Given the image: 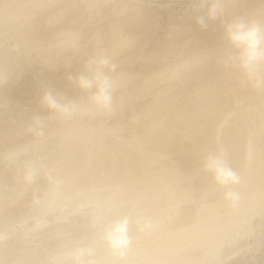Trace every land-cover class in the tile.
<instances>
[{"label":"rangeland","instance_id":"1","mask_svg":"<svg viewBox=\"0 0 264 264\" xmlns=\"http://www.w3.org/2000/svg\"><path fill=\"white\" fill-rule=\"evenodd\" d=\"M51 1L49 0L48 3L47 1L41 2V0H0V212L2 213H0V248L3 247L0 250V264H264V195L260 197L258 205L251 208L249 211L250 213L246 210L247 207H245L242 212L241 210L236 211L234 210L236 208L233 207L236 205L238 208L237 204H233V202L229 204L228 201H226L228 202L226 204V202L223 201L224 203L221 202L220 204L223 203L225 206L218 203L220 206L218 207L219 210L217 209L216 211H219V213L215 212V215H213L207 208V205L210 203V199L211 203L216 202V200H214L215 197L208 199V196H215L212 194L213 188L219 187L220 185L217 186L216 181V184L213 183L214 180L209 181L212 180L209 178L201 181L203 185L201 183L200 185L199 181L197 183V179H199L197 176H200L199 173L202 171L200 167H203L204 161L206 160H203L206 157L204 155L207 154V149H209V146L206 145L208 144L207 140L205 141L206 138L200 137L203 135H196L194 142L200 145L203 143L205 144L202 146L197 145L195 151L192 152L193 157L196 154L195 157L197 160H200V162L194 161V157L192 158L193 160H189L190 163L193 161L192 163L194 164L191 163L192 166L190 163H188L189 165L185 164L188 162L185 160L190 159V156H192L191 151H189V153L188 150L187 152L184 151L185 154L188 156L190 155L189 157L187 156L188 158L185 157L186 155L182 156V153H184L182 150L177 151L176 154L178 155H175V151L174 154L172 153L174 156L170 155L172 161L173 159L175 160V158L177 161V158H179L177 156L184 157L183 163L185 162L184 164L186 166L181 162V164L185 166L184 170L183 166L180 164L179 167L182 169L172 166L174 163H171V160L166 158L167 163L170 162L169 164H172L171 166L167 164L170 166L168 169L166 168L167 171L170 169L173 170L172 172L174 173L176 169H179V172L183 170L184 172H182L185 174H187L188 171L191 172V175L189 174L190 172H188L190 177L189 175L183 174L184 176L182 178L180 172V179H165V181H167L166 184H164L165 182L161 183L160 180H163L166 178L165 176H167V173L162 172L163 170L160 168L166 163L164 160L165 158L156 159L152 154H145L146 151H143L138 146L140 141H144L148 139V137L150 138L147 141L154 139L156 142L157 137L160 139L158 132L161 134V131L167 133L170 130L169 132L171 134L173 129L172 133H180L181 135V132L185 133L187 130L190 131L192 129L193 131L191 130L192 132L190 133L196 132L195 134H199L198 131H200V129L204 130L206 129L205 127H207L204 126L205 121L201 120L205 116L204 120L210 118L209 122L211 124L208 123V125H210L208 127L210 128L208 130L207 127L208 131H206V133H210L206 136H209V139L211 138L210 136H213L214 143H212V146L216 147L212 148L213 152H216L219 146L221 147L220 149L224 147L218 144L220 140L221 142L224 141L223 138H225V135L223 131L228 133L231 132L232 128L237 129H234V131H238L239 127L237 126L236 128V125L235 127H230L232 123L231 121L227 123V120L229 121L235 117H237L236 119L238 121H242V118L246 119L248 115V110L246 108H248L247 106H249V104L251 105V109L252 106L254 107V110H252L254 113L256 112L255 114H258V112L260 114L264 113V111L260 112L263 106L259 102V98L255 95L256 90H254L260 85H262L260 88H264V83L262 84V82H264V66L261 67L255 79H250L245 71L239 67L238 61L229 59L230 57L235 58L238 56V50L230 44L225 33V25L235 19L253 20L264 24V0H222L223 14L215 20L206 21V26L203 27L196 21L198 16H202L206 12L207 0H54V3H51ZM70 3L75 4L71 5ZM90 6L94 9H91L92 7ZM88 9L90 11H88ZM122 29L123 31L121 32ZM118 30H120V32ZM130 34L131 39L128 36ZM115 35L118 41V35H120V39H123L122 37L127 35V39L133 40V42H131L132 45L129 44L130 41L127 44V39V41L121 40L122 43H125V45L127 44L126 47H128L121 49V47L123 48L124 46L119 47L122 43L120 42L121 44H119L116 37L115 39L112 38V36L114 37ZM73 36H75L74 38H77V40L74 38H72L73 41L69 39ZM134 36L135 38H133ZM113 39L117 43L115 46L121 49L120 51V49L116 47L119 52L117 51V54H112L114 55V60L113 56L110 58L111 53L115 52H112L114 48L112 44L114 43ZM66 40H69V43ZM74 42H77V45L75 44L77 48L74 47ZM109 42H112V49ZM60 43L62 46H64L62 43H66L67 45L71 44L74 49L69 45L71 46V50L67 49V51L65 49L67 45L62 47ZM81 44H83V47L81 51H79L77 49ZM129 45H131V47H129ZM56 47L60 49L64 48L68 54L73 49L72 53H75L72 54L70 52V55L74 56H69L63 51L64 49H61L64 54L66 53L68 55L65 54L66 56L64 57V54L60 53L62 51L55 49ZM54 51L56 53L59 51V55L61 54V56H58H63V59L61 58L60 60V58L54 54ZM213 54L215 55L213 56ZM101 55L110 58V60L112 59L113 61L111 60V62L116 65L115 72L108 73V75L116 81V87L112 93V109L108 112L98 110L92 106L89 101V93L82 91L78 87L76 89V86L73 87L76 90H72V85H75L72 83L74 80L69 79V77H75L83 73L88 61L100 57ZM190 55H194L192 57L193 59ZM183 56L184 59H182ZM185 58L186 61H184ZM188 58H190L192 62H187ZM66 59L69 60L67 61ZM62 60H66V64H63ZM180 61H184L185 64L187 62L190 67L188 68V65L185 66V64ZM121 62L122 64H119ZM180 63L187 68L181 69V66H179V68L178 64L180 65ZM134 64L136 66L139 64L142 69L138 72ZM202 64L203 67L201 66ZM120 65L122 69L125 67L123 71L126 72V74L127 71L129 73V70L133 69V71L137 72L136 75L135 72H131L130 70V73L134 75L131 76L129 73V77L124 81L120 76H117L119 71H122ZM145 66L151 67L153 74L150 76L151 78L143 81L141 74ZM184 69H188L189 73ZM177 72H182L186 75L181 73V78V75ZM178 75L180 79L177 78ZM185 76L187 77L185 78ZM182 79H184V81H182ZM196 80L199 81V83ZM256 81L258 82L257 84ZM179 84L181 87H179ZM224 84L226 86H224ZM174 85H176L175 88ZM197 85H199V87ZM168 87L169 89H167ZM219 88L220 90L221 88L223 89L222 94V90L216 93ZM160 89H163V92L169 93H162ZM180 89L181 92L179 91ZM45 90L54 91L66 100L74 101L79 105L78 110L70 116H62L56 111L48 109L41 103V96ZM182 90L184 92H182ZM196 92H199V96ZM249 92L253 95L251 96ZM170 93H173L172 95L175 98ZM201 93L203 95H201ZM223 93L225 94L223 95ZM206 94H208V96ZM176 96L180 97L178 98ZM200 96L202 99L203 96H205L204 99L208 97V102L205 101L207 102L205 103L206 105L203 103V105L206 106H204L205 108L199 103V99L202 102ZM189 97L192 100H186L189 99ZM253 97L255 98L253 99ZM177 99L179 102L176 101ZM152 100L155 101L153 102ZM182 100H184V102ZM250 100H253V103ZM162 101L163 103L165 101L166 104L161 103ZM188 101H191V104L197 102L195 105L196 107L198 105L197 108L193 106L194 104L191 105V108L195 109V112H198H196L197 115L194 114L191 116L192 119H184L186 116H183L184 113L186 114L188 108L189 113H187H193V109L191 110ZM176 102L179 106L181 102H183L184 105H187H185L186 107H189L186 109V107L184 108L181 104L182 108H184V110L186 109L185 112H183L184 110L182 109V113L180 111L181 108L178 107ZM258 107L260 108L257 112ZM198 108L203 112V115H199V117H197L198 114L202 112L199 113L200 111L196 110ZM162 109H164V111ZM245 109L247 112L245 111L244 113L243 110ZM173 110H178L177 112L180 111L179 113L182 114L181 119L184 122H182L183 127L187 125L185 128L182 129L181 121L174 122L173 116L179 115V113L177 114V112H173ZM252 110L250 111L252 112ZM244 114L246 116H243ZM147 115H149V119ZM153 116L155 118H153ZM195 116L198 119L195 118ZM35 118H39L40 121L38 128L35 123ZM161 120L162 124L160 122ZM185 120L191 122L189 123ZM194 120L199 123L198 126L200 128L195 125L197 122L195 123ZM154 121L156 123L152 124ZM199 121L201 123L204 122L203 126H200L202 124ZM233 121L235 123V119H232V122ZM170 124L172 127L176 125L175 128H172ZM189 124H192V126H189ZM195 127H198L199 130H195ZM223 128L229 129V131ZM158 129H160V131ZM210 129L212 131H210ZM66 130H70L71 132L67 133ZM79 130H85V132L82 133L83 135ZM57 132L60 134H57ZM149 132L152 134H149ZM202 132H205V130L200 131V133ZM260 132L262 133L260 135H263V130L257 131L255 135H259ZM186 134L187 133H185V135ZM61 135H64V137H61ZM67 137L68 139H66ZM196 137L200 138L198 139ZM259 137L260 136L256 138ZM184 138L185 139L182 138L183 140L181 139L182 142L189 140L186 139L187 137ZM196 139L198 142L203 141L198 143ZM215 139L219 141H215ZM49 141L51 142L48 143ZM22 145L24 147H22ZM226 146L228 147V145L225 144V148H227ZM255 146L257 150V145H254V147ZM259 146L261 145H258V150L260 149ZM20 147L22 149L19 150ZM65 147L76 149L75 151L74 149L71 150L68 148L71 153H73L72 151L74 150L76 153V155L75 153L74 155L75 157L77 156L76 159H79L78 161L85 164L80 165L82 166L81 168L79 167L80 171L78 170L79 163L76 165L75 169V165L72 167L76 171V174L73 173L75 174V176H73L74 179H71L70 174V178L69 176L65 178L67 180H72L71 185L65 184V180L63 181L58 175L60 170H62L61 167H64L66 171L69 169L65 167L64 163L66 162L64 160L61 161V163L57 162V158H53L52 163L56 160L55 163L53 165H51L52 163L48 164L51 161L49 158L55 157L57 154L59 155L57 151L61 152V149ZM113 147H115V149L118 148V150H115ZM120 147L123 152L119 149ZM203 147H205L206 150ZM262 147L264 148V143ZM109 148L110 151H107ZM255 149V154H258ZM99 152L101 154H99V156L103 160L104 157L113 156L114 154H116L114 155L115 158L114 156L109 158H114L113 160L116 158L119 159L120 156L126 158L127 156H132V153L133 155L136 153V156L141 155L140 163H138L140 164L138 165L139 169L137 168L138 170L136 169V171L140 170L141 172H138L139 176L141 175V177L144 176L148 179L145 180L146 182H142L143 184L139 182L140 179L138 180L139 184H142L146 189H141L138 183H135L137 185L136 187L134 185L135 190L134 188L131 190L135 193V196H132L135 203L132 201V198L130 200L129 198L121 197L124 195L122 191L125 194L127 191L122 187L123 190L120 189V185L114 182L117 181L115 171L112 175L115 177V180L112 176L111 179L109 178L110 176L107 177L103 175L106 173L105 169L108 168H105L107 166L106 162L102 164V167L98 168L95 164H92L93 162H90L93 160V156L95 159L99 157L97 154ZM105 152L107 153L104 156ZM109 152L114 154H109ZM204 152L206 153L204 154ZM52 153H54V155ZM77 153L79 154L77 155ZM197 153H201L198 157L201 155L202 158H198ZM44 154L46 156H44ZM123 154H127V156ZM260 154L259 152L258 157L264 155L262 153L260 156ZM145 157H147V159ZM125 158H122L123 161ZM262 158L264 161V156ZM261 160L262 159L259 158L261 163L259 165L260 170L263 169L261 166L264 164ZM123 161L119 159L118 163H120L116 166V169L121 172H123V170L120 169V166L122 165L121 167H123L125 165L121 164ZM108 162H110L109 159ZM160 163L161 166H158ZM199 163L202 166H200ZM89 164H91V166ZM6 165H9V169H12L9 170ZM83 166L85 167L83 168ZM187 166H189L190 169H188ZM92 167L97 168V170L100 168L101 171H104V173L102 172L103 174L99 173L98 176H101V178L104 177L102 179L103 181L107 179V181H105L106 185L104 183H99V181L98 183L94 181V184L92 179L88 178L92 170L95 169ZM125 167H123L124 170ZM172 167L176 169H172ZM58 168L60 170H57ZM159 168L161 171H159ZM100 170L98 172H100ZM195 170L197 172L200 170L198 175L197 173L194 174ZM203 170L205 174V167ZM70 171L72 174L73 171L71 169ZM29 172H31V179H26ZM94 172L96 171L94 170ZM141 173H145L146 175H142ZM39 174L42 176H39ZM192 174L196 175L195 178H193L194 176ZM155 175H157V177ZM150 178L151 181L149 180ZM89 179L92 183H90ZM71 180H69L70 183ZM154 181L156 183L153 184ZM159 181L162 187H159L160 185L158 186V184H160L158 183ZM109 184L111 186H108ZM145 184L146 186L148 184V186L146 187ZM212 184L216 186L211 188ZM182 185H187V187L183 186V190ZM200 188H202L204 192ZM261 188L263 191L264 185ZM181 189L183 191H181ZM188 189L193 191V195L188 193ZM196 190L199 195L202 192L204 193L199 199L196 198ZM118 191L121 192L119 193ZM180 193H182V195H180ZM206 194H208V196ZM145 195L148 196V198L145 197ZM136 196L137 198H135ZM193 198H196V200ZM247 198H245V203L247 204L248 202L249 204L248 200L250 198ZM205 199L209 201V203L207 201L205 202ZM139 200H142L141 204ZM137 201L141 207H137ZM156 203L160 204L154 207ZM181 204L186 205L185 207L189 205L190 208L188 207V209L194 212L187 210L191 212L188 214L186 209H184L185 207ZM1 206L3 207L1 208ZM181 206L184 207H182L184 209H182L183 211H181ZM227 207L229 210L233 209L236 212L233 210L228 211ZM248 209L250 208L248 207ZM151 210L153 211L151 212ZM246 212L248 214H246ZM230 213L232 214L230 216H234L233 218L231 217L234 223L233 221L231 222V218L228 217ZM126 215H128L127 217L129 220L132 219L129 228L132 227L131 230L134 232V235L132 233V236H130L131 245L126 257L124 259H119L104 242L103 233L106 226L112 220ZM184 216L189 219L184 218ZM227 217L230 218V223ZM145 219L151 221L152 227L147 230H141L138 221ZM194 219L195 222L198 223L197 225H199L195 230H202L206 222L212 224V232L210 235L212 234L211 236L214 237V241L211 242L214 245H206L204 244L205 242L202 243V241L199 244L200 241L195 240L191 243V245L194 244L193 247L196 248L194 249L188 244L191 237L188 239V243L185 242L187 237H189L188 228L192 226L191 224L195 223L193 221ZM174 220L176 223H180L177 225ZM214 220L216 221L214 222ZM185 221H187V223ZM172 224L176 225V227H173ZM200 224H202V226H200ZM180 225L182 227H180ZM170 226L174 229H171ZM229 226L234 227L230 230L231 227L229 228ZM213 227H215V229ZM165 228L167 230H165ZM226 230H230V232L226 233ZM223 233H225V235ZM222 235L223 237H227L224 242L219 240L221 243H218V239H220ZM213 237L210 238L213 239ZM196 239L199 238L197 237ZM191 240L193 241V239ZM184 242L185 245H183ZM186 243L188 245H186ZM82 250L84 254L79 255Z\"/></svg>","mask_w":264,"mask_h":264},{"label":"bare ground","instance_id":"2","mask_svg":"<svg viewBox=\"0 0 264 264\" xmlns=\"http://www.w3.org/2000/svg\"><path fill=\"white\" fill-rule=\"evenodd\" d=\"M48 2L49 0H41V2ZM51 1V0H50ZM54 0H52L51 1V3L53 2ZM56 1V0H55ZM229 1V0H228ZM71 2V1H70ZM101 2V1H100ZM104 2V1H103ZM49 3V2H48ZM54 3V2H53ZM93 3V2H92ZM64 4V3H63ZM71 4V3H70ZM69 4V5H70ZM73 4H75V3H73ZM73 4H71V5H73ZM46 5H47V3H46ZM91 5V4H90ZM99 5H100V3H99ZM88 6H89V4H88ZM49 7V6H48ZM90 7H92V6H90ZM87 8V7H86ZM90 9V8H89ZM88 9V11H90ZM91 9H94L93 7L91 8ZM231 9V8H230ZM229 9V10H230ZM233 9V8H232ZM116 16V15H115ZM60 18V17H59ZM112 29H114V28H112ZM115 30V29H114ZM113 30V31H114ZM112 31V32H113ZM119 32H120V30H118ZM123 31V29L121 30V32ZM114 34H116V33H114ZM113 34V35H114ZM129 37L131 36V34L130 35H128ZM75 36H73V37H70L69 39L70 40H72L73 41V39L72 38H74ZM115 37H116V39H117V36L115 35L114 37L112 36V38H114L115 39ZM118 37H119V41H118V39H117V41L119 42V44H121L122 43V41L121 40H123V41H127L128 40V42H127V44L129 43V41H130V43L129 44H131V42H133V40L131 41L130 39H131V37H130V39H127V35L126 36H124L125 37V40H124V37H122V35H121V37L123 38V39H120V35H118ZM128 37V38H129ZM63 38V37H62ZM111 38V39H112ZM133 38H135V36L133 37ZM74 39H76L77 40V38H74ZM96 39V38H95ZM113 39V40H114ZM127 39V40H126ZM98 40V39H97ZM64 41V40H63ZM68 43H69V40H66ZM71 41V42H72ZM101 42V41H100ZM114 43H112L113 44V46H114V48L111 46L112 44L109 42V44H110V47H111V49L113 48V50H112V52L113 51H115L114 53H111V57L110 58H112V56H113V60H114V55H112V54H115L117 51H118V49L116 48V47H118V46H115V44H117L116 42H115V40L113 41ZM121 42V43H120ZM77 43V42H76ZM75 42H74V47H76L75 46V44H76ZM62 44H64V46L65 45H67L66 43H62ZM73 44V43H72ZM90 44V43H89ZM118 44V45H119ZM127 44L125 45V43H122V45H119V47H121V46H124L123 48L121 47V49H124V48H128V47H126L127 46ZM60 45H61V43H60ZM60 45H57V46H60ZM69 45H71V44H68L67 46H69ZM77 45V44H76ZM132 45V44H131ZM131 45H129V47H131ZM62 46V45H61ZM60 46V47H61ZM64 46H62V47H64ZM66 46V50L67 49H70V47L72 46V48H73V45H71V46H69V47H67ZM93 46V45H92ZM82 47H83V44H81V45H79L78 46V49L77 50H79V51H81V49H82ZM91 47V46H90ZM118 47V48H119ZM77 48V47H76ZM94 48V47H93ZM55 49H59L60 51H62L64 48H55ZM54 49V50H55ZM65 49L63 50V51H65ZM74 49V48H73ZM73 49H72V51H73ZM120 49V48H119ZM121 49H120V51H121ZM71 50V49H70ZM87 50H88V47H87ZM57 51V50H56ZM60 52L61 54H64V52ZM68 51V50H67ZM67 51H65L66 53H67ZM72 51H70L71 53H72ZM75 51V50H74ZM55 52V51H54ZM53 52V53H54ZM69 52V56H74V55H70L71 53ZM77 52V51H76ZM119 52V51H118ZM117 52V53H118ZM65 53V54H66ZM73 53H75V52H73ZM72 53V54H73ZM116 53V54H117ZM196 53V52H195ZM211 53V52H210ZM55 55H59V51L56 53H54ZM61 54L59 55V56H61ZM64 54V57L67 55H65ZM101 54V53H100ZM67 55V56H68ZM103 55V54H102ZM101 55V56H102ZM211 55V54H210ZM215 54H213V56H214ZM58 56V57H59ZM79 56H81V55H79ZM191 56V55H190ZM194 56V55H193ZM193 56H191V58L193 57ZM218 56V55H217ZM78 57V56H77ZM188 57V56H187ZM198 57V56H197ZM225 57H227V56H225ZM60 58V60H61V58L63 59V56L62 57H59ZM68 58V57H67ZM74 58V57H73ZM79 58V57H78ZM182 58V57H181ZM195 58V57H194ZM210 58V57H209ZM65 59V58H64ZM180 59V58H179ZM182 59H184V56H183V58ZM182 59H180V60H182ZM190 58H188V61L187 62H189V61H191V59L189 60ZM193 59V58H192ZM212 59H213V57H212ZM67 61L69 60V59H66ZM66 60H64L65 61V63H64V61L62 60V63L63 64H66ZM112 60V59H111ZM112 60V61H113ZM196 60V59H195ZM195 60H193V61H195ZM209 60V59H208ZM222 60V59H221ZM229 60V59H228ZM184 61H186V58H185V60ZM184 61L182 62V61H180V62H182L183 64H185L184 63ZM198 61V60H197ZM201 61V60H200ZM211 61V60H210ZM124 62V61H123ZM186 62V64H185V66H187L188 65V63ZM192 62V61H191ZM234 62V61H233ZM136 63V62H135ZM182 63H180V65L178 64V67L179 66H181V69H183V68H189L190 66L188 65L187 67H184V65L182 64ZM198 63H199V61H198ZM197 63V64H198ZM203 63H206V62H203ZM213 63V62H212ZM216 63H218V62H216ZM119 64H122V62L121 63H119ZM200 64V63H199ZM198 64V65H199ZM206 64H208V63H206ZM231 64H233V63H231ZM236 64H238V63H236ZM235 64V65H236ZM195 65V64H194ZM205 65V64H204ZM234 65V64H233ZM232 65V66H233ZM134 66L137 68L136 70L139 72V70H141L142 69V67L141 66H139V64H137V66L134 64ZM192 66V65H191ZM197 66V65H196ZM202 67H203V64L201 65ZM221 66V65H220ZM238 66V65H237ZM123 67V66H122ZM134 67V68H135ZM215 67V66H214ZM217 67H218V65H217ZM240 67V66H239ZM238 67V68H239ZM120 68H121V65H120ZM125 68V67H124ZM122 69V71H119V74L117 75V76H120L124 81L126 80V78L127 77H129V75L131 74L130 73V66H129V73H128V69L126 70L127 71V74H126V72H124L123 70H125V69ZM180 68V67H179ZM228 68V67H227ZM233 68V67H232ZM236 68V67H235ZM120 69V70H121ZM180 69V70H181ZM196 69V68H195ZM198 69V68H197ZM206 69H207V67H206ZM220 69V68H219ZM179 70V69H178ZM184 70H186L187 72H188V69H184ZM191 70H193V69H191ZM201 70V69H200ZM234 70H236V69H234ZM183 71V70H182ZM207 71V70H206ZM131 72H135V75H136V71H133V69L131 70ZM153 71H152V69H151V67H149V66H145L144 67V70H143V72H142V80L143 81H146V80H148L149 78H151L150 76H152V73ZM184 72V71H183ZM190 72H194V71H190ZM232 72V71H231ZM239 72V71H238ZM177 73H179V72H177ZM182 73V72H181ZM181 73H179V75H181ZM186 73V72H185ZM189 73V72H188ZM235 73H237V72H235ZM129 74V75H128ZM182 74H184V73H182ZM227 74V73H226ZM134 75V74H133ZM132 74H131V76H133ZM177 76V78H179L180 76ZM184 75H186V74H184ZM190 75V74H189ZM206 75H208V74H206ZM240 75V74H239ZM243 75V74H242ZM188 76V75H187ZM187 76H185V78L187 77ZM226 76V75H225ZM119 77V78H120ZM156 77V76H155ZM189 77V76H188ZM195 77V76H194ZM237 77V76H236ZM181 78H182V75H181ZM190 78V77H189ZM189 78H187V79H189ZM197 78V77H196ZM203 78V77H202ZM215 78V77H214ZM223 78V77H222ZM180 79V78H179ZM186 79V80H187ZM219 79V78H218ZM182 81H184V79H182ZM197 81V80H196ZM195 81V82H196ZM212 81V80H211ZM225 81H226V79H225ZM150 82V81H149ZM152 82V81H151ZM175 82V81H174ZM179 82H181V81H179ZM187 82V81H186ZM198 83H199V81H197ZM204 82H206V81H204ZM210 82V81H209ZM72 83H74V81L72 82ZM175 83H177V82H175ZM211 83V82H210ZM209 83V84H210ZM225 83V82H224ZM258 82L256 81V84H257ZM264 82H262V84H263ZM75 84V83H74ZM180 84H182V83H180ZM179 84V85H180ZM185 84V83H184ZM192 84H193V82H192ZM204 84V83H203ZM214 84V83H213ZM219 84V83H218ZM222 84V83H221ZM167 85V84H166ZM166 85H165V87H166ZM170 85V84H169ZM173 85V84H172ZM189 85H190V83H189ZM228 85V84H227ZM260 85V84H259ZM75 85H72V90L74 89L73 87H74ZM150 86H151V84H150ZM175 86L176 85H174V88H175ZM198 87H199V85H197ZM201 86V85H200ZM211 86V85H210ZM223 86V85H222ZM222 86H220V87H222ZM224 86H226L225 84H224ZM255 86V85H254ZM260 86H262V85H260ZM260 86L259 87H257V89H254V90H256V93H255V95H256V97L257 98H259V102L262 104V106H263V108H262V110L260 111V112H262V111H264L263 109H264V88H260ZM179 87H181V85L179 86ZM189 87V86H188ZM253 87V86H252ZM178 88V87H177ZM187 88V87H186ZM223 88V87H222ZM221 88V90H220V88L217 90V92L216 93H218V92H220L221 91V94H222V92H223V89ZM76 89H77V87H76ZM76 89H74V90H76ZM167 89H169V87L167 88ZM173 89V88H172ZM182 89V88H181ZM181 89L179 90L180 92H181ZM201 89V88H200ZM202 89H205V88H202ZM213 89V88H212ZM148 90V89H147ZM161 90V89H160ZM159 90V91H160ZM185 90V89H184ZM195 90V89H194ZM207 90V89H206ZM206 90H204V91H206ZM79 91V90H78ZM186 91H187V89H186ZM192 91V90H191ZM200 91V90H199ZM215 91H216V89H215ZM161 92L162 93H169V92H163V89L161 90ZM161 92H159V93H161ZM182 92H184L183 90H182ZM188 92H189V90H188ZM202 92V91H201ZM212 92V91H211ZM255 92V91H254ZM158 93V92H157ZM156 93V94H157ZM187 93V92H186ZM197 93V92H196ZM199 93V92H198ZM197 93V95L199 96V94ZM203 93V92H202ZM201 93V95H203ZM206 93V92H205ZM226 93V92H225ZM225 93H223V95L225 94ZM228 93V92H227ZM247 93V92H246ZM252 93V92H251ZM171 95L173 94V93H170ZM174 94H175V92H174ZM179 94V93H178ZM188 94H190V93H188ZM248 94V93H247ZM249 94H250V92H249ZM161 95V94H160ZM164 95V94H163ZM176 95V94H175ZM183 95V94H182ZM207 96H208V94H206ZM209 95H211V94H209ZM222 95V96H223ZM251 96L253 95V94H250ZM167 96V95H166ZM173 96V95H172ZM185 96H187V95H185ZM192 96V95H191ZM169 97H171V96H169ZM174 97V96H173ZM176 97H178V96H176ZM180 97V96H179ZM178 97V98H179ZM183 97V96H182ZM188 97V96H187ZM201 97V96H200ZM204 97L205 96H203V99H202V97H201V99H202V102L200 101V99L199 98H196V99H199V103L204 107L206 104L205 103H207L208 102V97L206 98V99H204ZM210 97V96H209ZM219 97V96H218ZM159 98H160V96H159ZM167 98H168V96H167ZM175 98V97H174ZM186 98V97H185ZM213 98H214V96H213ZM224 98V97H223ZM249 98V97H248ZM252 98V97H251ZM255 97H253V99H254ZM78 99V98H77ZM150 99V98H149ZM158 99V98H157ZM165 99H166V97H165ZM182 99V98H181ZM196 99H195V101H196ZM167 100V99H166ZM165 100V101H166ZM175 100V99H174ZM186 100H192V99H190V97H189V99H186ZM185 100V101H186ZM194 100V99H193ZM249 100V99H248ZM153 101V100H152ZM155 101V100H154ZM153 101V102H154ZM165 101H164V103H165ZM177 102H179L178 101V99L176 100ZM183 102H184V100H182ZM195 101H193V102H195ZM198 101V100H197ZM205 101H207V102H205ZM251 101V100H250ZM256 101H258V100H256ZM167 102V101H166ZM176 102V103H177ZM183 102H181V104H182V106L185 108L186 106L183 104ZM189 102V101H188ZM191 102V101H190ZM189 102V106H190V108H191V105L192 104H194V103H190ZM252 103H253V100L251 101ZM251 102H249V103H251ZM255 102V101H254ZM161 103H163V101L161 102ZM163 103V104H164ZM203 103L205 104V105H203ZM213 103V102H212ZM218 103V102H217ZM260 103H259V105H260ZM140 104V103H139ZM142 104V103H141ZM149 104H151V103H149ZM163 104H162V106H163ZM166 104V103H165ZM172 104V103H171ZM174 104V103H173ZM178 104V103H177ZM181 104H180V106H179V104H178V107L179 108H181V112H182V109L184 110V108H182V106H181ZM197 104V102H195V104L193 105L194 107H196L195 105ZM214 104H216V103H214ZM219 104H221V103H219ZM257 104H258V102H257ZM136 105V104H135ZM148 105V104H147ZM209 105V104H208ZM208 105H207V107H208ZM210 105H211V103H210ZM253 105H255V104H253ZM259 105H256V106H259ZM158 106H159V104H158ZM188 106V107H189ZM215 106V105H214ZM245 106H247V105H245ZM245 106H243V107H245ZM256 106H255V108H256ZM261 106V105H260ZM160 107V106H159ZM165 107V106H164ZM168 107V106H167ZM177 107V106H176ZM188 107H186V109L188 108ZM197 107H198V105H197ZM196 107V108H197ZM206 107V106H205ZM204 107V108H205ZM248 108H246L247 110H248V112L246 111V109L245 110H243L244 111V113H245V111L247 112V118L245 119V118H242V119H239V120H242V121H238L236 118L237 117H235V118H232V119H235V123H234V121L232 122V119L231 120H227V123L228 122H230L231 121V123L232 124H234V125H232V124H230L231 126L230 127H232V126H234L235 127V125H236V128H237V126L239 127L238 128V131L236 132V131H234V129L232 128V130H233V132H232V130H231V132H226L225 133V131H223L224 132V137L225 138H223L224 139V141L223 142H221V140L219 141V140H217V139H215V141H219V143L218 144H221V146L223 147L222 149H220L221 147L219 146V149L216 151V152H213V148L212 147H216V146H212L213 144L212 143H214L213 142V136H210L211 138H212V140H211V138L209 139V136L207 137L206 135L208 134L209 135V133L210 132H208V133H206V131H208L209 130V128L210 127H208V126H210L211 124H210V122H209V119H207L208 120V122H207V120H204V118H205V116H204V118L203 119H201V118H199V119H201L202 121H205V123L207 124H205L204 122H200L202 125H200V126H203V123H204V126H207L208 127V130H207V127H205L206 129H204L205 130V132H202V133H200V131H204V130H201L200 129V131H198L199 132V134H195L196 132H193V133H190V132H192L191 130L189 131V130H187L185 133H187L186 135H185V133L184 132H181L182 134L180 135V133H177V134H174V133H172L173 132V129H172V132H171V134H170V130L166 133L165 131H161L162 133L160 134L159 132H158V134L160 135V139L157 137L156 138V142L154 141V139H151L150 141H147L150 137H148V139H145L144 141H140L139 142V148H141L143 151H146L145 152V154H152V156L154 155L155 157H156V159H163V158H165L164 160H165V164L162 166V167H160L163 171L162 172H166L167 173V176H165L166 178H164L163 180L162 179H160L161 180V183L162 182H165L164 184H166V182L167 181H165V179L166 180H168V179H172V178H183V174H185V173H183L184 171V167L186 166L185 164H188V163H190L189 162V160H193L192 158H194L195 157V155H194V157H193V151H195V147L197 146V145H199V146H202L203 144H205V143H203L202 145H200V144H196L194 141H195V136L196 135H203V136H205V137H203V136H200V137H202V138H206L205 139V141L207 140V143L208 144H206V145H208L209 146V149H207L208 150V152H207V154L206 155H204L206 152H204V156H206L203 160H205L208 156H209V154H218V155H222V157H223V159H224V162H225V164H226V166H228L229 168H231L232 169V171L239 177V182L237 183V184H234V185H229V186H219V184L217 183V186H219V187H216V188H213V191H212V194L213 195H215V196H212V197H209L208 196V194H206L207 196H208V199H210V198H213V197H215L214 198V200H216V202H212L211 203V199L209 200L210 201V203H209V201H207L206 199H205V202L207 201L208 203V205H207V208L210 210V212L211 213H213V215H215V212H218L219 213V211H216L217 209L219 210V206L220 205H222L224 202H226V201H228L229 202V204L230 203H232L231 201H229V200H226L225 199V192L226 191H233V192H236V193H238L239 194V200L237 201V202H235V203H233V204H237L238 205V208H237V206L235 205V207H233V208H236V209H234V210H236V211H238V210H241V212H242V210H244L245 209V207H247L246 208V210H248V213H250L249 211L251 210V208L252 207H256V205H258V202H259V200H260V197L261 196H263L264 195V190L262 191V186L264 185V167H263V165L260 167L262 170H260L259 169V165L261 164L260 163V161H259V158L260 159H262L261 160V162H264L263 161V156H261V154L263 153L264 154V148L262 147V144L264 143V113H262V114H260L258 111H259V108L260 107H258V110H257V112H258V114H255L254 112H253V110H254V107L252 106V109H251V105L249 104V106H247ZM250 107V108H249ZM161 108V107H160ZM168 108H171V107H168ZM179 108H177V109H179ZM200 108H202L201 106H200ZM200 108H198V109H196V110H199L200 112L199 113H201L202 111H201V109ZM218 108V107H217ZM220 108V107H219ZM142 109V108H141ZM154 109H155V107H154ZM158 109V108H157ZM172 109V108H171ZM170 109V110H171ZM175 109V108H174ZM186 109L183 111V112H185L186 111ZM193 108H191V110H192ZM210 109H211V107H210ZM221 109V108H220ZM220 109H219V111H220ZM244 109V108H243ZM163 111H164V109H162ZM167 110V109H166ZM165 110V111H166ZM202 110H203V108H202ZM204 110H207V109H204ZM214 110V109H213ZM250 110H252V112L250 111ZM153 111H155V110H153ZM176 110H173V112H175ZM178 111V110H177ZM176 111V112H177ZM179 111V112H180ZM189 111V108H188V110H187V112ZM211 111V110H210ZM221 111H222V109H221ZM242 111V112H243ZM256 111V110H255ZM151 112V111H150ZM179 112H177V114L179 113ZM182 112V113H183ZM186 112V114H188ZM193 113H191L190 112V114H188V115H186L185 113L183 114V116L185 115L186 117L184 118L183 116V118L184 119H192L191 118V116H193L194 114H196L197 115V113L195 112V109H193V111H192ZM208 112H209V110H208ZM207 112V113H208ZM213 112V111H212ZM241 112V111H240ZM239 112V113H240ZM154 113V112H153ZM159 113V112H158ZM171 113V112H170ZM215 113V112H214ZM238 113V112H237ZM151 114H152V112H151ZM169 114V113H168ZM171 114H173V115H176V114H174V113H171ZM149 115H150V113H149ZM149 115H147V117L149 116ZM160 115V114H159ZM165 115V114H164ZM181 115L182 114H180L179 113V115H176V116H173L174 117V122L176 123V122H180L181 121V123L183 122V120L181 119ZM199 115H203V112L201 113V114H198V116L197 117H199ZM209 115V114H208ZM211 115V114H210ZM155 116V115H154ZM153 116V118H155ZM156 116H157V114H156ZM169 116H171V115H169ZM180 116V117H179ZM190 116V117H189ZM218 116V115H217ZM225 116V115H224ZM243 116H246L245 114L243 115ZM172 117V116H171ZM170 117V118H171ZM196 116H195V118H197ZM219 117V116H218ZM239 117V116H238ZM240 117H241V115H240ZM239 117V118H240ZM146 118V117H145ZM163 118V117H162ZM166 118H168V117H166ZM215 118V117H214ZM222 118V117H221ZM230 118V117H229ZM148 119H149V117H148ZM181 119V120H180ZM198 119V118H197ZM223 119H225V118H223ZM228 119V118H227ZM158 120V119H157ZM164 120V119H163ZM170 120V119H169ZM169 120H167V121H169ZM220 120V119H219ZM144 121V120H143ZM186 122H189L188 120H185ZM195 121V120H194ZM211 121V120H210ZM226 121V120H225ZM224 121V122H225ZM147 122V121H146ZM161 122V124H162V120L160 121ZM166 122V121H165ZM165 122H164V124H165ZM171 122H173V121H171ZM185 122V123H186ZM191 122V121H190ZM189 122V123H190ZM197 121H195V123H196ZM150 123H152V122H150ZM156 122L154 121V123H152V124H155ZM184 123V122H183ZM183 123H182V129L183 128H185V127H183ZM208 123L210 124V125H208ZM213 123H214V121H213ZM145 124V123H144ZM151 124V125H152ZM163 124V125H164ZM198 122H197V124H195L196 126H198ZM146 125H148V124H146ZM213 125V124H212ZM217 125V124H216ZM229 125V124H228ZM68 126V125H67ZM150 126V125H149ZM170 126L172 127V125L170 124ZM170 126H168V127H170ZM176 126V125H175ZM175 126L174 127H172V128H175ZM181 126V125H180ZM189 126H192V124L190 125L189 124ZM225 126V125H224ZM62 127V126H61ZM148 127V126H147ZM147 127H145V128H147ZM159 127H161V126H159ZM178 127H179V125H178ZM199 127V126H198ZM198 127H195V130L196 129H198L199 130V128ZM217 127V126H216ZM162 128V127H161ZM214 128H215V125H214ZM227 128V127H226ZM226 128H223V129H225V130H228L229 131V129H226ZM85 129V128H84ZM163 129V128H162ZM179 129V128H178ZM187 129V128H186ZM221 129V128H220ZM159 131H160V129H158ZM166 130V129H165ZM176 130V129H175ZM174 130V131H175ZM185 130V129H184ZM214 130V129H213ZM235 130H237V129H235ZM259 130L261 131V130H263V135H260V134H262L261 132L259 133V135L258 136H260L259 138H256V137H258L257 135H255L256 134V132L258 131L259 132ZM67 131V130H66ZM72 131H74V130H72ZM79 131H81L80 133L82 134V133H84L85 132V130H79ZM147 131H149V130H147ZM152 131H154V130H152ZM151 131V132H152ZM156 131V130H155ZM178 131V130H177ZM183 131V130H182ZM188 131H189V133H188ZM210 131H212L211 129H210ZM68 132H71L70 130L69 131H67V133ZM89 132V131H88ZM142 132V131H141ZM145 132V131H144ZM151 132H149V134L151 133ZM157 132V131H156ZM163 132H165V133H163ZM59 132H57V134H58ZM148 133V132H147ZM155 133V132H154ZM184 133V134H183ZM213 133V132H212ZM215 133V132H214ZM60 134V133H59ZM64 134V133H63ZM152 134V133H151ZM158 134H156V135H158ZM65 135V134H64ZM64 135L62 136L61 135V137H64ZM83 135V134H82ZM144 135V134H143ZM183 135H184V137H187L186 139H189L188 141L186 140L185 142H182V140L183 139H185L184 137H183ZM149 136V135H148ZM223 136V135H222ZM255 136V137H254ZM69 137V136H68ZM68 137L66 138V139H68ZM154 137V136H153ZM200 137H196V138H200ZM183 138V139H182ZM201 138V139H202ZM256 138V139H255ZM63 139V138H62ZM182 139V140H181ZM201 139H200V141H201ZM64 140V139H63ZM99 140V139H98ZM260 140V141H259ZM203 141V140H202ZM201 141V142H202ZM204 141V142H205ZM46 142H47V140H46ZM51 141H49L48 143H50ZM53 142V141H52ZM63 142V141H62ZM151 142V143H150ZM196 142H198L197 141V139H196ZM201 142H198V143H201ZM58 143V142H57ZM59 143H61V142H59ZM65 143H67V142H65ZM153 143H155V144H153ZM216 143V142H215ZM225 143L226 145H228V147L227 148H225V144L223 145V144ZM136 144V143H135ZM217 144V145H218ZM261 145V146H259L260 147V149L258 150V145ZM60 145V144H59ZM82 145V144H81ZM254 145H257V150L255 149L256 148V146L254 147ZM49 146H50V144H49ZM207 146V147H208ZM22 147H24L23 145H22ZM44 147H47V146H44ZM51 147V146H50ZM218 147V146H217ZM262 147V148H261ZM43 148V147H42ZM49 148V147H48ZM57 148V147H56ZM69 147H65V148H63V149H61V152H59V151H57L58 153H59V155L57 154V155H55V157L53 156L54 155V153H52L53 155V157L52 156H49V157H52V158H49V159H51V161L50 160H48V161H50V163H48V164H51L52 163V159L54 158H57V162H61V161H65L66 163H64L65 164V167H68V168H66V169H68L67 171L65 170V168L63 169L62 167H61V169L62 170H60L59 168L57 169V170H60V173H58V175L60 176V178L64 181L65 180V184H69V185H71L72 184V178H73V176H75V174H76V171L74 170L75 168H76V165L78 164L79 166H78V168L80 167H82V166H80V165H82V164H84V163H81L80 161H78L79 159H76V157H75V155H76V153H75V151H76V149H74V148H72V149H74L72 152L73 153H71V151L69 150V149H71V148H69ZM114 149H115V147H113ZM117 148V147H116ZM198 148V147H197ZM196 148V149H197ZM201 148V147H200ZM204 149H205V147H203ZM20 149H22L21 147L19 148V150ZM71 149V150H72ZM80 149V148H79ZM119 149H121V151H122V148L120 147ZM254 149H255V151H256V153H258V154H255V152H254ZM263 149V150H262ZM18 150V149H17ZM18 150V151H19ZM115 150H118V148L117 149H115ZM141 150V151H142ZM179 150H182L183 152L185 151V152H187V150H188V152L189 151H191V154H192V156H190L191 158L190 159H186L185 161H188L187 163H183V160H184V157L182 158V156L184 155H186L185 157H187L188 155L187 154H185V152L184 153H182V156H177V157H179V158H177V161H176V158H175V160L173 159V161L171 160V156L170 155H172V156H174L173 154H174V151H175V155H178V154H176L177 153V151H179ZM201 150V149H200ZM206 150V149H205ZM263 152H262V151ZM50 151H52V150H50ZM107 151H110V148H109V150H107ZM112 151V150H111ZM130 151V150H129ZM204 151V150H203ZM49 152V151H48ZM78 152V151H77ZM103 152V151H102ZM113 152H115V151H113ZM117 152V151H116ZM123 152V151H122ZM134 152V151H133ZM259 152L261 153L260 154V156L261 157H258L259 156ZM74 153H75V155H74ZM107 152H105L104 153V156H105V154H106ZM111 152H109V154H110ZM121 153V152H120ZM125 153V152H124ZM127 153V152H126ZM173 153V154H172ZM178 153H180V152H178ZM190 153V152H189ZM32 154V153H31ZM47 154V153H46ZM79 153H77V155H78ZM98 154V156H99V154H100V152L99 153H97ZM111 154H114V153H111ZM130 154V153H129ZM139 154V153H138ZM137 154V155H138ZM181 154V153H180ZM179 154V155H180ZM199 154H201V153H199ZM198 153H197V157H198V155H199ZM94 155H96V154H94ZM101 155V154H100ZM103 155V154H102ZM108 155V154H107ZM106 155V156H107ZM114 155H116V154H114ZM113 155V156H114ZM124 156L126 155L127 156V154H123ZM202 155V156H203ZM44 156H46L45 154H44ZM43 156V157H44ZM112 155L111 156H107V157H104V160H106V161H104L100 156L98 157V158H96L95 159V157L93 156L92 157V161H90V162H93L92 164H95L96 166H97V168L98 167H102V164L104 163V162H106L107 163V166L105 167V168H107V169H105L106 170V173H104V171H101L100 170V168L97 170V168H95V167H92V168H95L94 170L97 172H94V170H92V172L89 174V176L90 177H88V178H90V179H92V181H93V183H94V181H97V183H98V181H99V183H104L105 184V181H107V179H104L105 181H103L102 179L104 178H101V176H98V174L99 173H102L103 175H105V176H110L109 178H111L112 179V177H113V179L116 177V180L117 181H114V182H116V183H118V185H120L119 187H120V189H122V188H124V189H126L125 191H127V193L125 194V193H123V191H122V194H124L123 196H121L122 198H129L130 200H131V198L133 199V197L135 196L134 194L135 193H133L131 190L134 188V190H135V187L137 186L136 184L138 183V185L140 186V188L141 189H146V188H144V186L142 185L143 183L142 182H144L145 180H147L146 179V177H144V176H142V177H144V178H142L141 177V175L139 176V173L141 172L140 170V172L139 171H136V169L138 168L139 169V166L138 165H140V164H138V163H140L139 161H140V156L141 155H138V156H136V153H135V155H133V153H132V156L130 155V156H127L126 158L125 157H119V159H121L122 161H123V159L122 158H125L124 159V161H125V163H124V161H123V163L121 162V164H125L126 165V167H125V165L123 166V167H125V170L123 169V167H121L120 166V169H122L123 170V172H121L120 170H118V169H116L117 167V165L120 163H118V161H119V159H115V160H113L114 158H115V156H114V158L113 159H111V158H109V157H113ZM119 156V155H118ZM118 156H116V157H118ZM151 156V157H152ZM188 156V157H189ZM33 157V156H32ZM88 157V156H87ZM97 157V156H96ZM148 157V156H147ZM147 157H145L146 159H147ZM187 157V158H188ZM199 157H201V155L199 156ZM198 157V158H199ZM110 160V162H108V159ZM170 159L171 161V163H174L173 165L172 164H169V163H167V159ZM202 158V157H201ZM40 159V158H39ZM12 160V159H11ZM111 160H113V161H111ZM13 161V160H12ZM20 161V160H19ZM55 161L56 160H54V163H55ZM115 161V162H114ZM155 161V160H154ZM194 161H199L200 162V160H197L196 159V157H195V160ZM56 162V163H57ZM151 162V161H150ZM156 162V161H155ZM181 162L185 165H183V164H181ZM193 161H191V163H192ZM54 163H52L51 165H53ZM62 163V162H61ZM190 163V165L192 166V164H194V163H192L191 164ZM198 163V162H197ZM204 163H205V161H204ZM12 164V163H11ZM39 164V163H38ZM172 165V166H175L176 168H178L179 167V164L181 165V166H183V172L182 171H180L181 172V177H179V175H180V172H179V169H176L175 167H172V169H176L175 171H174V173L172 172L173 170H170L169 169V171H167V169H168V167H170V166H168V165ZM10 165V164H9ZM9 165L7 166V168L9 169ZM56 165V164H55ZM75 165V166H74ZM85 165V164H84ZM90 166H91V164H89ZM94 165V166H95ZM189 165V164H188ZM199 165H200V163H199ZM38 166V165H37ZM57 166V165H56ZM71 168H70V167ZM74 166V169L72 168ZM93 166V165H92ZM138 166V167H137ZM158 166H161V163H160V165L158 164ZM194 166V165H193ZM200 166H202V165H200ZM199 166V167H200ZM50 167V166H49ZM85 166H83V168H84ZM11 168V167H10ZM20 168V167H19ZM32 168V167H31ZM39 168V167H38ZM48 168V167H47ZM77 168V169H78ZM80 168L78 169L79 171H80ZM82 168V169H83ZM118 168H119V166H118ZM159 168V171H161V169ZM167 168V169H166ZM179 168H181V167H179ZM187 168L188 169H190L189 168V166H187ZM192 168V167H191ZM197 168H198V166H197ZM201 168V170L202 171H200V170H198V172L200 171V173H199V175L200 176H197V178H199V179H197V183H198V181H199V184L201 183L202 184V180H205L206 178H209V179H212V180H209V181H213L214 180V176H213V173L212 172H210V171H206V169H205V174H204V165H203V167H200ZM7 169V170H8ZM12 169V168H11ZM11 169H9V170H11ZM14 169V168H13ZM70 169L73 171L72 172V174L73 173H75V174H71V171H70ZM86 169V168H85ZM91 169V168H90ZM137 169V170H138ZM182 169V168H181ZM180 169V170H181ZM187 169V170H188ZM196 169V168H195ZM19 170V169H18ZM100 170V172H98ZM102 170H104V169H102ZM187 170H186V172H187ZM114 171H115V177L114 176H112L113 174H114ZM125 171V172H124ZM196 171V170H195ZM194 171V174H196L197 173V175H198V172L196 171L195 172ZM39 172V171H38ZM58 172V171H57ZM66 172V173H65ZM70 172V173H69ZM139 172V173H138ZM152 172V171H151ZM188 172H190V171H188ZM188 172H187V174H185V175H191V172L188 174ZM193 172V171H192ZM202 172V173H201ZM207 172V173H206ZM15 173V172H14ZM84 173V172H83ZM21 174V173H20ZM68 174V175H67ZM71 175V179H65L66 178V176H69V178H70V175ZM81 174V173H80ZM86 174V173H85ZM142 175H144L143 173H141ZM148 174V173H147ZM158 174V173H157ZM194 174H192L194 177L193 178H195V176L196 175H194ZM1 175V174H0ZM15 175V174H14ZM41 174H39V176H40ZM146 175V174H145ZM164 175V174H163ZM190 175H189V177H190ZM42 176V175H41ZM83 176H85V175H83ZM112 176V177H111ZM152 176V175H151ZM156 177H157V175H155ZM15 177V176H14ZM98 177V178H97ZM154 177V176H153ZM161 177V176H160ZM186 177V176H185ZM184 177V178H185ZM1 178V177H0ZM20 178V177H19ZM68 178V177H67ZM159 178V177H158ZM192 178V177H191ZM192 178V179H193ZM74 179V178H73ZM81 179V178H80ZM90 179H89V181H90ZM101 179V180H100ZM142 180V181H140V180ZM153 179V178H152ZM69 180H71V183L69 182ZM110 180V179H109ZM115 180V179H114ZM138 180H139V182L140 183H142V184H139V182H138ZM150 181H151V178L149 179ZM84 181V180H83ZM136 181V182H135ZM155 181H156V179H155ZM153 182V184L154 183H156V182ZM188 181V180H187ZM192 181V180H191ZM196 181V180H195ZM146 182V181H145ZM148 182V181H147ZM87 183H88V181H87ZM90 183H92L91 181H90ZM96 183V184H97ZM115 183V184H116ZM136 183V184H135ZM158 183H160V181L158 182ZM157 183V184H158ZM161 183L160 184H158V186L159 187H162V185H161ZM192 183H194V182H192ZM196 183V182H195ZM207 183H209V182H207ZM213 183H215V180H214V182ZM215 183V184H216ZM95 184V183H94ZM111 184V183H110ZM108 185V186H111V185ZM112 184H114V183H112ZM149 184V183H148ZM148 184H147V186H148ZM183 184V183H182ZM200 184V185H201ZM106 185V184H105ZM134 185H135V187H134ZM141 185H142V187H141ZM168 185V184H167ZM187 185H188V183H187ZM187 185H182V187L183 186H186L187 187ZM203 185V184H202ZM205 185H208V184H205ZM211 185V184H210ZM1 186V185H0ZM74 186V185H73ZM96 186V185H95ZM145 186H146V184H145ZM146 186V187H147ZM153 186V185H152ZM157 186V187H158ZM192 186V185H191ZM198 186V185H197ZM216 186V185H215ZM215 186H213V184H212V186H211V188L212 187H215ZM88 187V186H87ZM122 187V188H121ZM182 187H179V188H182ZM193 187V186H192ZM191 187V188H192ZM203 187H205V186H203ZM103 188V187H102ZM156 188V187H155ZM190 188V187H189ZM194 188V187H193ZM197 188V187H196ZM208 188V187H207ZM65 189V188H64ZM117 189H118V187H117ZM137 189H138V187H137ZM137 189H136V191H137ZM183 190H184V187L182 188ZM181 189V191H183ZM195 189V188H194ZM193 189V190H194ZM201 190H202V188H200ZM205 189V188H204ZM71 190V189H70ZM123 190V189H122ZM133 190V191H134ZM165 190V189H164ZM186 190V189H185ZM189 191L191 190V189H188ZM10 191V190H9ZM180 191V192H181ZM188 191V193H191V195H193L192 193H193V191L191 190L190 192ZM203 192H204V190H202ZM202 191H200V192H202ZM119 193L121 192V191H118ZM197 190H196V198H200L201 197V195H204V193L202 194H200L199 195V193L197 194ZM10 194V193H9ZM132 194V195H131ZM209 194H210V192H209ZM211 194V195H212ZM73 195V194H72ZM130 195H131V197H130ZM134 195V196H133ZM180 195H182V193H180ZM4 196V195H3ZM133 196V197H132ZM137 196H138V193H137ZM137 196L135 197V198H137ZM144 196V195H143ZM190 196V195H189ZM199 196V197H198ZM207 196H206V198H207ZM145 197H147L148 198V196H146L145 195ZM192 197V196H191ZM247 197H249V198H247ZM5 198V197H4ZM7 198V197H6ZM140 198V197H139ZM196 198H193V199H195L196 200ZM245 198H247V199H249L248 201H249V204H248V202H247V204L245 203ZM178 199V198H177ZM246 199V200H247ZM142 200H145V199H142ZM142 200H139L140 202V204H141V202H142ZM187 200V199H186ZM213 200V199H212ZM5 201V200H4ZM8 201H9V199H8ZM87 201V200H86ZM133 202L135 201L134 199L132 200ZM156 201V200H155ZM180 201H181V198H180ZM224 201V202H223ZM1 202V201H0ZM7 202V201H6ZM159 202V201H158ZM157 202V203H158ZM204 202V203H205ZM221 202H223L222 204H220ZM228 202H226V204L228 203ZM135 203V202H134ZM137 203H138V201H137ZM139 203H138V206L137 207H139L140 205H139ZM153 203V202H152ZM151 203V204H152ZM156 203V205H154V207L155 206H158L159 204H157ZM220 205H219V204ZM4 204H5V202H4ZM180 204V203H179ZM188 204H190V203H188ZM228 204V205H229ZM241 204V205H240ZM11 205V204H10ZM181 205H183L184 207L186 206V205H184V204H181ZM227 205V206H228ZM161 206V205H160ZM183 206H181V211H183L184 209H186V211L187 210H191V209H188V207L190 208V206L189 205H187L188 207H183ZM205 206H206V204H205ZM223 206H225V204H223ZM230 206V205H229ZM3 206H1V208H2ZM141 207V206H140ZM151 207V206H150ZM153 207V208H154ZM184 209H183V208ZM222 207V206H221ZM239 207H241V208H239ZM248 207L250 208V209H248ZM225 208V207H224ZM228 208V207H227ZM136 209V208H135ZM144 209V208H143ZM158 209V208H157ZM183 209V210H182ZM220 209H222V208H220ZM3 210V209H2ZM140 210V209H139ZM145 210V209H144ZM150 210V209H149ZM159 210V209H158ZM162 210V209H161ZM177 210V209H176ZM228 211H232L231 209L229 210V208L227 209ZM233 210V211H234ZM245 210V211H246ZM253 210V209H252ZM131 211V210H130ZM137 211V210H136ZM153 210H151V212H152ZM192 211V210H191ZM236 211H234V212H236ZM6 212V211H5ZM150 212V211H149ZM155 212V211H154ZM179 212V211H178ZM185 212V211H184ZM188 212V211H187ZM192 212H194V211H192ZM227 212V211H226ZM240 212V213H241ZM1 213V212H0ZM122 213V212H121ZM189 213H191L190 211L188 212V214ZM247 212H246V214H248ZM2 214V213H1ZM6 214V213H5ZM139 214V213H138ZM180 214V213H179ZM193 214V213H192ZM192 214H190V215H192ZM196 214V213H195ZM225 214H228V213H225ZM152 215V214H151ZM186 215V214H185ZM217 215V214H216ZM221 215V214H220ZM224 215V214H223ZM230 215H232L231 213L228 215V217H232V216H230ZM126 216H128V215H126ZM153 216V215H152ZM187 216V215H186ZM186 216H184V218H186V219H189V218H187ZM219 216V215H218ZM134 217V216H133ZM132 217V218H133ZM179 217V216H178ZM192 217V216H191ZM221 217V216H220ZM227 217V219H228V221H229V223H230V218H228ZM234 217V216H233ZM232 217V218H233ZM245 217V216H244ZM131 218V217H130ZM194 218H195V216H194ZM226 218V217H225ZM232 218H231V222L233 221V223H234V220H232ZM193 219V218H192ZM197 219V218H196ZM218 219V218H217ZM220 219V218H219ZM234 219H236V218H234ZM238 219V218H237ZM132 220V219H131ZM131 220H130V222H131ZM177 220V219H176ZM183 220H185V219H183ZM198 220V219H197ZM213 220V219H212ZM211 220V221H212ZM142 221V220H141ZM170 221H171V219H170ZM172 221H173V219H172ZM194 222H195V219L193 220ZM192 221V222H193ZM216 220H214V222H215ZM174 222H175V224H179V223H176V221L174 220ZM183 222V221H182ZM186 223H187V221H185ZM188 222H189V220H188ZM191 222V221H190ZM213 222V223H214ZM227 222V221H226ZM225 222V223H226ZM2 223V222H1ZM132 223V222H131ZM167 223V222H166ZM186 223H184V224H186ZM196 223V222H195ZM193 223V224H191L190 226L191 227H189L188 228V235H189V237H187V240H185V238H184V240H185V242H187L188 243V239L191 237V239H193V241L190 239V241H189V245L190 246H192L193 247V245H191V243H193L195 240L197 241H200L199 242V244L201 243V241H202V243L203 242H205L204 244H206V245H209V244H213V243H211V242H213L214 241V237L213 236H211L210 235V233L212 232L211 231V226H212V224H210L209 222H206V224H205V226L204 227H202L203 229L202 230H195V228H197L199 225H197L198 223ZM204 223V222H203ZM212 223V222H211ZM224 223V224H225ZM197 225V226H195V225ZM131 225V224H130ZM129 225V226H130ZM170 225H171V222H170ZM173 225V224H172ZM183 225V224H182ZM217 225V224H216ZM227 225V224H226ZM226 225H225V227H226ZM230 225V224H229ZM231 225H232V223H231ZM3 226V225H2ZM1 226V227H2ZM133 226V225H132ZM176 227V225H173V227ZM200 226H202V224H200ZM228 226V225H227ZM4 227V226H3ZM171 227V229H174V228H172V226H170ZM180 227H182L181 225H180ZM184 227V226H183ZM231 226H229V228H230ZM232 227H234V226H232ZM230 228V230H232L233 228ZM186 228V227H185ZM214 229H215V227H213ZM220 228V227H219ZM227 228V227H226ZM132 227L131 228H129V236H132L131 234L133 233V235H134V232H132ZM139 229V228H138ZM136 230V229H135ZM142 230V229H141ZM164 230V229H163ZM165 230H167L166 228H165ZM183 230V229H182ZM230 230H226L225 232L227 233V232H230ZM168 232V231H167ZM222 233V232H221ZM135 234H136V232H135ZM224 235H225V233H223ZM228 235V234H227ZM215 236V235H214ZM199 238V239H196V238ZM213 237V239H211V238ZM227 236H225V237H223V235H222V237L220 238V239H218V243H221V242H219V240H221V241H223L224 242V240H225V238H226ZM131 238V237H130ZM135 238V237H134ZM222 238H224V239H222ZM142 239V238H141ZM216 239V238H215ZM212 240V241H211ZM98 241V240H97ZM185 242H184V244L183 245H185ZM216 242V241H215ZM186 243V245H188ZM197 243V242H196ZM6 245H8V244H6ZM5 245V246H6ZM14 245V244H13ZM99 245H100V243H99ZM182 245V244H181ZM214 245V244H213ZM9 246V245H8ZM200 246V245H199ZM102 247V246H101ZM100 247V248H101ZM1 248H3V247H1ZM1 248H0V250H1ZM103 248V247H102ZM180 248V247H179ZM186 248V247H185ZM190 248V247H189ZM194 248V247H193ZM194 249H196V248H194ZM198 249V248H197ZM8 250V249H7ZM187 252V251H186ZM2 255V254H1ZM6 256V255H5ZM10 257V256H9ZM6 262V261H5Z\"/></svg>","mask_w":264,"mask_h":264},{"label":"clouds","instance_id":"3","mask_svg":"<svg viewBox=\"0 0 264 264\" xmlns=\"http://www.w3.org/2000/svg\"><path fill=\"white\" fill-rule=\"evenodd\" d=\"M222 14V0H207L206 12L198 16L196 22L203 27L206 26V21L215 20ZM225 33L230 44L238 50V56L229 59L238 61L247 76L255 79L264 66V24L253 20L235 19L225 25ZM115 70L116 65L110 58L100 56L89 60L83 73L69 79L74 80L76 87L89 93L92 106L108 112L112 109V93L116 87V81L108 73ZM41 103L62 116H70L79 108L74 101L66 100L51 90L43 92ZM35 123L38 128L39 118H35ZM204 167L213 173L214 180L221 186L226 187L239 182V177L226 166L222 155L209 154ZM26 179H31V172ZM224 195L226 200L233 203L239 200V194L236 192L226 191ZM129 224L127 216L116 218L106 226L103 233L104 242L119 259H124L130 249ZM138 225L142 230L152 227L151 221L147 219L138 221ZM83 254L82 250L79 255Z\"/></svg>","mask_w":264,"mask_h":264}]
</instances>
